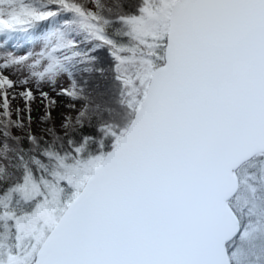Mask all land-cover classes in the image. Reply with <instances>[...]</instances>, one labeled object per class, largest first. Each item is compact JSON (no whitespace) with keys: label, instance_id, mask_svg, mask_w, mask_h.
<instances>
[{"label":"snow or ice","instance_id":"snow-or-ice-1","mask_svg":"<svg viewBox=\"0 0 264 264\" xmlns=\"http://www.w3.org/2000/svg\"><path fill=\"white\" fill-rule=\"evenodd\" d=\"M0 264H264V0H0Z\"/></svg>","mask_w":264,"mask_h":264},{"label":"rangeland","instance_id":"rangeland-1","mask_svg":"<svg viewBox=\"0 0 264 264\" xmlns=\"http://www.w3.org/2000/svg\"><path fill=\"white\" fill-rule=\"evenodd\" d=\"M22 104H23V101H22V100H19V99H17L16 101L13 102V106H14V107H16V106H22ZM33 115H34V116L37 115V112L34 111V112H33Z\"/></svg>","mask_w":264,"mask_h":264}]
</instances>
